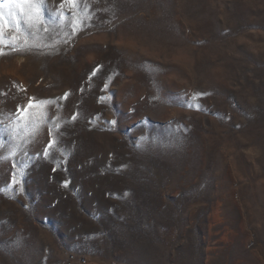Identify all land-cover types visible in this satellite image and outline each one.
Wrapping results in <instances>:
<instances>
[{"label":"rangeland","instance_id":"374dc122","mask_svg":"<svg viewBox=\"0 0 264 264\" xmlns=\"http://www.w3.org/2000/svg\"><path fill=\"white\" fill-rule=\"evenodd\" d=\"M0 93V264H264V0H0Z\"/></svg>","mask_w":264,"mask_h":264},{"label":"snow or ice","instance_id":"6c2138e0","mask_svg":"<svg viewBox=\"0 0 264 264\" xmlns=\"http://www.w3.org/2000/svg\"><path fill=\"white\" fill-rule=\"evenodd\" d=\"M0 95H3V93H0ZM67 95V94H66ZM31 99V98H30ZM25 107H27V106H25ZM17 111H19L20 109H19V106H17V109H16ZM73 118H75V117H73ZM52 141H51V139H49V141H48V143L46 144V149L48 148V147H51V145H52Z\"/></svg>","mask_w":264,"mask_h":264}]
</instances>
